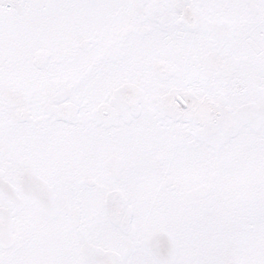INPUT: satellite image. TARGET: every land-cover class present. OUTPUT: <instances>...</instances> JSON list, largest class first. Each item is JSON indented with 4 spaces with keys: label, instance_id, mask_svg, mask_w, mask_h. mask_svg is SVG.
Wrapping results in <instances>:
<instances>
[{
    "label": "snow or ice",
    "instance_id": "6c2138e0",
    "mask_svg": "<svg viewBox=\"0 0 264 264\" xmlns=\"http://www.w3.org/2000/svg\"><path fill=\"white\" fill-rule=\"evenodd\" d=\"M0 264H264V0H0Z\"/></svg>",
    "mask_w": 264,
    "mask_h": 264
}]
</instances>
